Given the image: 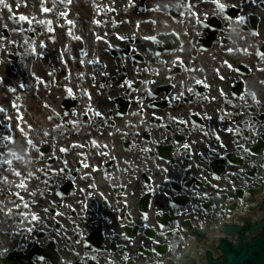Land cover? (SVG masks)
<instances>
[{
	"label": "flooded vegetation",
	"instance_id": "1",
	"mask_svg": "<svg viewBox=\"0 0 264 264\" xmlns=\"http://www.w3.org/2000/svg\"><path fill=\"white\" fill-rule=\"evenodd\" d=\"M15 5L0 35V264L159 260L168 202L213 197L199 210L220 212L215 192L230 197L245 168L264 0H30L29 17ZM30 71L9 97L4 74Z\"/></svg>",
	"mask_w": 264,
	"mask_h": 264
},
{
	"label": "water",
	"instance_id": "2",
	"mask_svg": "<svg viewBox=\"0 0 264 264\" xmlns=\"http://www.w3.org/2000/svg\"><path fill=\"white\" fill-rule=\"evenodd\" d=\"M259 227L264 228V224ZM224 230L228 231L229 226H226ZM238 254L239 257L237 258L236 253L232 251V259H230L231 264H236L237 259V264H264V249L260 246H248L246 247V250H243Z\"/></svg>",
	"mask_w": 264,
	"mask_h": 264
},
{
	"label": "snow or ice",
	"instance_id": "3",
	"mask_svg": "<svg viewBox=\"0 0 264 264\" xmlns=\"http://www.w3.org/2000/svg\"><path fill=\"white\" fill-rule=\"evenodd\" d=\"M221 9H223V5H220ZM20 19H25V17H20Z\"/></svg>",
	"mask_w": 264,
	"mask_h": 264
}]
</instances>
